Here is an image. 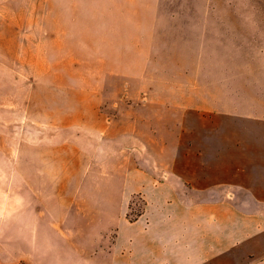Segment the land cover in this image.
<instances>
[{
  "label": "crops",
  "instance_id": "obj_1",
  "mask_svg": "<svg viewBox=\"0 0 264 264\" xmlns=\"http://www.w3.org/2000/svg\"><path fill=\"white\" fill-rule=\"evenodd\" d=\"M23 1L25 26L99 28L100 62L27 82L12 145L0 130V264H264L262 53L206 52L205 110L166 82V44L210 41V20L166 0Z\"/></svg>",
  "mask_w": 264,
  "mask_h": 264
},
{
  "label": "rangeland",
  "instance_id": "obj_2",
  "mask_svg": "<svg viewBox=\"0 0 264 264\" xmlns=\"http://www.w3.org/2000/svg\"><path fill=\"white\" fill-rule=\"evenodd\" d=\"M172 2L176 7L180 4L176 13L182 20H197L201 25L204 19H208L211 23L210 41L199 28L198 41L187 42L182 37L180 42L166 44L167 52L175 50L181 56L178 60L181 66L176 74L170 72L168 63L171 60L167 59L166 82L179 83L183 101L196 100L207 110L209 59L205 57L206 52L226 54L239 50L261 52L264 56V0H166V3ZM32 13L26 10L23 0H0V130L6 131V147L16 140L18 115L13 111V105L25 97L27 82L79 74L80 70H74L79 62L85 61L90 66L100 62L93 56L95 46L85 43L89 36L100 33L99 28L25 26V22L32 21ZM29 39L37 41L39 51H50L52 58H29L34 49L33 43L32 46L28 43ZM83 46L90 49L86 60L76 57ZM190 53H196L198 58L190 59ZM71 54L75 57H70ZM36 62L37 67L33 69ZM220 77L213 75L210 79L217 81Z\"/></svg>",
  "mask_w": 264,
  "mask_h": 264
}]
</instances>
